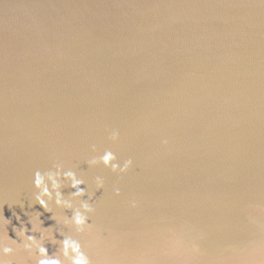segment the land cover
I'll use <instances>...</instances> for the list:
<instances>
[{
    "label": "water",
    "instance_id": "1",
    "mask_svg": "<svg viewBox=\"0 0 264 264\" xmlns=\"http://www.w3.org/2000/svg\"><path fill=\"white\" fill-rule=\"evenodd\" d=\"M105 150L134 167H89ZM56 164L92 196L80 239L93 264H264V2L0 0V212L13 226L36 212L55 226L33 179Z\"/></svg>",
    "mask_w": 264,
    "mask_h": 264
},
{
    "label": "clouds",
    "instance_id": "2",
    "mask_svg": "<svg viewBox=\"0 0 264 264\" xmlns=\"http://www.w3.org/2000/svg\"><path fill=\"white\" fill-rule=\"evenodd\" d=\"M109 139L113 144H118L121 139L119 131L113 130ZM162 143L167 146V139H164ZM92 151L95 153L98 150L92 146ZM87 163L89 167L103 166L110 169L112 173L121 176L127 175L134 167L132 159L125 160L121 164L117 155L111 150H105L103 154L93 156L87 160ZM33 185L35 188L34 203L39 204L45 212L52 214L50 218L55 221V226L45 227L44 221L41 219L42 213L36 212L34 214L25 213L29 216L27 224L19 215H16L20 227H15L12 225V221L5 218L0 212V264H14V258L20 253L27 256L24 264H28V262L30 264H93L80 239L85 235H91L94 230V226L89 223V220L94 215L95 209L90 203L92 196L84 187L85 181L75 171L65 170L62 165L56 164L54 170L36 171ZM95 186L96 191L104 189L103 178L97 177ZM66 187L73 189L71 199H66L63 194V189ZM115 194L117 196L121 194L119 187L115 188ZM74 201H79V206H76ZM18 204L23 209V202ZM130 206L136 208L138 202L133 200L130 202ZM54 209H60L63 212L71 211L72 215L70 217L59 215ZM258 212L264 215V209H259ZM248 219L253 224L257 223V217L252 213H249ZM29 224L31 228L28 227ZM10 226H12L17 239L9 237ZM57 232L63 237L62 240L56 239ZM49 243L56 246L55 253L49 252L47 247ZM180 251V247L177 246L172 254ZM198 253L199 246L194 244L191 251L186 252L184 256L188 260H197ZM253 258L264 261V249H258Z\"/></svg>",
    "mask_w": 264,
    "mask_h": 264
}]
</instances>
